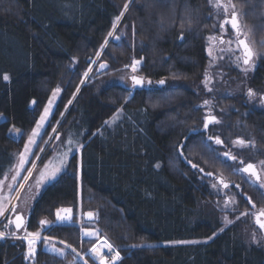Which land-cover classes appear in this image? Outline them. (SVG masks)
Returning a JSON list of instances; mask_svg holds the SVG:
<instances>
[{"label":"trees","instance_id":"obj_1","mask_svg":"<svg viewBox=\"0 0 264 264\" xmlns=\"http://www.w3.org/2000/svg\"><path fill=\"white\" fill-rule=\"evenodd\" d=\"M234 2L264 37V0ZM125 3L0 0V180L14 166L15 151L24 146L51 91L62 85L53 120L74 98L60 128L66 138L75 136L84 143L81 179L74 155L68 168L40 192L28 230L39 228L44 218L54 221L62 206H72L76 213L80 206L97 208L100 228L121 247L123 257L117 264H264V247L248 243L242 221L210 241L169 243L208 238L221 228V214L203 181L216 179L220 168L235 178L232 186L241 188V200L264 206V192L243 180L246 173L234 171L239 165L218 156L217 149L205 141V132L192 131L203 116L196 104L201 90L197 87L209 61L206 37L214 23L209 0H134L121 19V27L135 26L137 44L135 48L127 40L115 44L118 56L111 57L112 66L130 62L134 56L143 58L142 72L169 80L166 89L140 87L130 96L122 85L92 82L76 94L84 65L104 44ZM76 57L80 63L72 67ZM248 79L250 85L264 87V58ZM165 93L170 94L167 99ZM33 99L37 100L34 109ZM120 107L121 120L106 124ZM245 121L264 149V110L250 111ZM12 128L20 129V134L10 132ZM249 162L256 163L253 157ZM75 221L76 216L73 223L55 224L49 232L85 250L94 240L85 239ZM4 225L7 231L13 226L8 220L0 223ZM142 241L159 244L131 247ZM26 251L22 240L0 239V264H30ZM72 256L40 248L35 263L67 264Z\"/></svg>","mask_w":264,"mask_h":264},{"label":"rangeland","instance_id":"obj_2","mask_svg":"<svg viewBox=\"0 0 264 264\" xmlns=\"http://www.w3.org/2000/svg\"><path fill=\"white\" fill-rule=\"evenodd\" d=\"M234 2V0H233ZM235 3V2H234ZM236 4V3H235ZM237 10L242 12V15L240 17L241 23L245 25V31H247L249 28L252 29L251 35L249 37L250 41L252 42V47L259 51L264 53V43H261L264 41V37H259V31L256 30L257 28L254 27L251 23H248L245 20L244 12L240 9V7L236 4ZM122 19V18H121ZM224 15L221 14L219 16L216 15L214 10V23L213 25H216L217 27H212V31L209 35H219L218 32V26L221 21H223ZM121 22V20H120ZM120 22L118 23L116 29H113L111 31L114 32V36H119L121 39L119 41L115 40L114 37H107V40L109 41L107 46L103 49H99L98 52L101 53L99 57L96 56H90L91 61L88 62L86 65H84V71L82 72V81L79 84L77 92L80 90V88L87 84L92 82H98L101 86H109V85H122L130 90V96L133 94L134 90L140 87H133L132 81L130 79L131 75L133 74L131 72V68H125V65H131L132 61L135 60H141L140 58L134 56L130 62H125L121 65L112 66L111 57L116 58L117 50L116 48L118 46H115V44L120 45L126 40L129 41L128 44L132 46V48H135L136 46V32L133 35V28L129 29L125 26L121 27ZM228 32L226 34V38L232 36V30L230 25L227 26ZM208 35V36H209ZM207 36V37H208ZM235 47V45H233ZM239 55V52L236 53ZM210 59V58H209ZM262 58L258 59L256 61V67L254 70L250 71L246 76L233 64H230L229 58L227 55L224 56L222 60H219L216 64L209 67V61L208 65L206 67L208 75L211 77L210 82L207 84V87L204 84L205 80V74L204 79L202 81V85L197 87V91L201 88L199 91L200 99L196 104V108L199 107L203 110V116L202 121L197 126H194L193 129H198V131H203L205 141L209 143V145L213 149H217V154L220 156L223 160L231 161L233 164L244 166L246 162L248 161V158L253 157L256 161V165L258 170H261V163L264 161V149H262L256 141L251 136V132L249 131V128L246 124L245 117L246 115L254 110H264V104H261L260 97L264 96V87L262 88H256L252 85H250V81L248 77L256 70L257 65L259 61ZM103 62L108 63V67L104 70L99 72L100 64ZM80 63V58L76 57L73 60L72 67H76ZM144 63V60L142 59L141 65L138 67L137 73H135L138 76H143L146 78V80H151L153 83L152 85L148 86L145 84L144 87L147 88H163L166 89L167 84L169 83L166 78H163L166 83L164 85H158L156 81H159L161 79H155L147 76L145 73L142 72L141 68ZM91 68V71L88 72V76L85 77L84 73L88 71V69ZM123 77V79H122ZM180 82V81H179ZM59 87L61 91L53 97V91ZM212 89V91H208V89ZM252 88L256 92V97L254 99H249L246 95L247 89ZM63 86L58 85L56 86L50 93V96L48 97V100L42 107L39 117L32 128V130L27 135V140L25 144L28 142L29 136L32 134V131L37 126V122L40 120L41 115L44 113V109L49 106V100L52 99L53 103L51 105V110L48 114L47 119L43 123V127L39 130V135L35 138V144L31 145V153L28 155V163H25L24 168L20 170V175L17 176L16 180L13 182L11 180V177L15 174V165L18 161V154L24 151V146L20 149H17L15 151V157L16 162L14 166L5 174L8 176V180L5 181V185L11 183L13 186V191L11 193H8V195L15 197L19 195V199H12L11 203H8L7 201L6 206L7 208L11 209L13 205L17 206V212H23L24 214L32 209V206L34 205V202L36 201L37 197L39 196L40 192L50 183H46L44 185H41L39 193H37V189L35 187L37 180L40 178L41 172L45 171H51L53 168L59 166L61 160L64 158V154L68 153L67 156V167L62 169V171L57 175V178L68 168L70 161L72 160L74 155H77L78 162H79V168H78V176L81 179L82 174V148L80 145H83L84 143L79 140L78 137L75 136H68L67 138L64 135L63 129L60 128V125L62 124L65 115L71 106L74 98L71 101V103H68L66 105V108L64 112L61 114L60 118L58 120H53L54 113L57 110L59 101L63 95ZM196 89V88H195ZM75 94V95H76ZM166 94V93H165ZM170 96L169 93H167L164 97L167 99ZM75 97V96H74ZM163 97V99H165ZM235 98H238L235 99ZM209 101L208 105H204V101ZM69 101V102H70ZM122 107H120L116 113L109 118L107 121L108 125H114L117 122H119L122 118ZM214 115L216 118L220 121L218 124H209V127L207 129L204 128V120L209 115ZM50 126V128H49ZM211 136L213 137V140L209 141L207 138ZM219 136L220 139L223 141L222 144H216L215 143V137ZM244 139L245 141L252 140L255 142V147H248V148H239L238 146L234 145L232 142L237 139ZM72 140L73 143L69 144L68 141ZM24 144V145H25ZM69 148L72 149V151L69 153ZM229 152L230 155H234L237 157L236 161H232L230 158H225L223 156L224 152ZM248 157V158H247ZM243 161V164L240 163V161ZM174 165V164H173ZM33 169L32 176L27 180L24 181L23 177L26 176L27 169ZM217 176H222L224 180L226 181H234L235 178L232 176H229L227 173H224L225 171L223 169L217 170ZM261 176H264V171H261ZM5 177V176H4ZM4 177L1 179L3 180ZM56 178V179H57ZM202 178V177H201ZM205 178V177H204ZM247 182H250L254 186L259 187V184L255 182V178L249 177V175L244 174V179ZM203 181L209 186L210 192L213 194V202L215 206L217 207L218 211L221 214L222 219V226L220 229L223 228V231L227 229L229 226L225 227L224 223V217L227 216L229 220L232 221H242L245 223L246 231H247V240L249 244L259 245L264 247V231L256 224L255 222V214L260 210L264 209V206L260 207L257 206L256 203H253L252 205H248L246 203V200L244 201V198L242 197V200L240 199L241 194L243 193L241 188L237 189V187L234 186H228V188H224L222 185H220L219 191L217 189H214L211 187L213 183L219 184V182L216 179H203ZM54 182V181H53ZM21 183H24L25 187L24 189L17 193L15 191L16 188L19 187ZM261 189V188H260ZM264 192V189H261ZM5 192H7V189L5 188ZM34 197V198H33ZM229 198H233L235 200L234 204H228L226 206V201H229ZM80 206L78 208L77 213L75 212L74 208L72 206H62L60 208H71L72 209V221L74 222L75 216L77 218L76 224L80 226L83 230L85 227H94L97 229L98 235L96 239L89 243L87 248L85 250H81L65 238L52 235L49 230L55 225V224H62L57 221V216L54 221L49 220L48 218H44L42 220H47L50 222L49 225H40L39 228L36 230H28V232H37L39 231L41 233V240L37 241L35 247H36V254L33 258L27 259L30 264H36V255L40 248L44 250H48V248L43 243V238L48 237L50 238V243H54L57 248H64L65 249V255L61 257H65L67 255H73L72 259H70L67 264H75L78 261L87 262V264H99V261L96 260L93 256V254L90 252V249L97 245L99 242H103V239L106 238L116 249L119 250L121 253V258L123 257V254L121 252V247L117 245L109 234L104 233L102 229L100 228L98 224L100 211L97 208H85ZM87 209V210H86ZM94 211L95 213H98L96 216V220L93 222H88L85 219V212L86 211ZM241 213H249V215L241 216ZM12 215L11 211L5 212L4 216H0V223L3 221H9V217ZM240 217L239 220L236 218ZM264 220V217L261 218ZM66 224V223H65ZM5 225L3 228L0 226V232H6L10 233L15 231L14 226H11L8 231L5 229ZM9 228V227H8ZM216 231L215 236H211L212 239H214L217 235L222 233L220 231ZM83 234V233H82ZM253 234H255L258 243L252 242ZM18 235L23 236L22 232H20ZM128 235V234H127ZM83 236V235H82ZM130 236V235H129ZM5 237L14 238L11 235H7ZM210 239V240H212ZM208 238H200V239H187V240H178V241H171L170 244H178L176 242L180 241H187L189 243L192 242H205L210 241ZM61 241L64 243L61 244ZM27 244V241H24ZM159 244V242L155 241H142L138 243H132L131 247L133 245H143V247L149 245L155 246ZM164 244V243H162ZM67 245H71L70 248L67 247ZM136 248V247H134ZM28 249V245H27ZM75 250V251H73ZM50 252V251H49ZM27 254V251H26ZM54 254V253H53ZM59 256V255H58ZM120 261V260H119ZM118 261V262H119ZM117 262V263H118ZM116 263V264H117Z\"/></svg>","mask_w":264,"mask_h":264},{"label":"snow or ice","instance_id":"obj_3","mask_svg":"<svg viewBox=\"0 0 264 264\" xmlns=\"http://www.w3.org/2000/svg\"><path fill=\"white\" fill-rule=\"evenodd\" d=\"M134 0H126V3L124 4L123 10L120 12V15L116 17L115 21L113 22V29H116L118 23L120 22L121 18L125 15V13L128 11L129 4L133 3ZM210 6L215 10V13L217 16L223 14L224 19L219 23L218 26V32L219 35H209L206 37V43H207V54L209 56V67L216 64L219 60H222L225 55L228 56L230 64L235 65L245 76L254 68L256 67V61L260 58H264V53L259 52L255 50L252 47V42L250 41L249 37L251 35L252 29H248L245 31V25L241 23L240 17L242 15V12L237 10L236 4L233 2V0H209ZM225 25H230L232 30V36L226 38V34L228 32V28L225 27ZM183 27V25H182ZM214 28H216V25H213ZM135 34V26L133 25V35ZM109 37H114L115 40L119 41L121 37L114 36L113 31H109L107 34ZM183 33H181L180 39L183 40ZM107 38L105 39L104 44L101 45V49L105 48L108 44ZM261 43H264L262 41ZM235 45V47H233ZM239 52V55L236 53ZM101 55L100 52L96 53V56L99 57ZM141 60H133L131 65H125V68H131V72L133 73L130 77L132 81V86L135 87H143L145 84L151 85L153 82L151 80H146L143 76H138L135 73L138 71V67L142 63ZM101 68L107 67V64H100ZM91 71V68L88 69L84 73V76H88V72ZM3 79L5 81L9 80V76L5 74L3 76ZM123 79V77H122ZM211 77L208 75L207 70L205 71V80L204 84L207 87V84L210 82ZM83 83V81H82ZM158 85H164L166 81L164 79H161L159 81H156ZM61 89L57 87L53 91V97H55ZM208 91H212V89H208ZM247 97L249 99H254L256 97V92L252 88L247 89L246 93ZM261 104H264V96L260 97ZM35 103V101H33ZM53 103V100H49V106L44 109V113L41 115L40 120L37 122L36 128L33 129L32 134L28 138V142L24 145V151L18 154V161L15 165V174L11 177V180L14 182L17 178V176L20 175V170L24 168L25 163H28V155L31 153V145L35 144V138L39 135L40 128L43 127L44 121L47 119L48 114L51 110V105ZM71 103V101L69 102ZM209 101L205 100L204 105H208ZM155 106V105H154ZM105 123H108V121H105ZM220 121L216 118V116L209 114L205 120H204V128L207 129L209 127V124H218ZM193 132H196L197 129H192ZM10 132H12L15 135L20 134L21 130L12 128L10 129ZM209 141L213 140V137L209 136L207 138ZM69 144H72L73 141L70 139L68 141ZM215 143L216 144H222L223 141L220 139L219 136L215 137ZM234 145L238 146L239 148H248V147H255V142L252 140L245 141L244 139H237L232 142ZM80 147H83V145H80ZM72 151L71 148H69V153ZM182 155V153H181ZM67 156L68 153L64 154V158L61 160L59 166L53 168L51 171H45L41 172L40 178L36 182V189L37 193H39L41 185H44L46 183H50L56 180L57 175L62 171V169L67 167ZM223 156L225 158H230L232 161H236L237 157L234 155H230L229 152H224ZM187 159V158H185ZM188 163L192 166V168L197 169L199 172L204 173L203 168H198V165L192 164L191 160H188ZM241 164H243V161H240ZM261 163V170H257L256 166L252 163H249L245 165L242 168H235L234 171H240L243 173H246L249 175V177L255 178V182L259 184V187L261 189H264V176H261V171H264V161ZM156 168L160 167V164L157 163L155 165ZM27 175L23 177L24 181H27L31 176L33 169H27ZM207 177H211L212 173H205L204 174ZM8 180V176L5 175L3 180H0V216H4L5 212L11 211L14 213H17L15 216V219L9 218V224L14 225L16 231L6 233V232H0V239L5 238L7 235H11L15 239H19L22 241H27L28 249L27 254L25 256V259H31L36 254V243L37 241L41 240V233L39 231L37 232H28L27 231V224L25 221V218L22 214L17 212V206L13 205L11 209L7 208L6 201L8 203H11L12 199H19V195L12 197L8 195V193H11L13 191V186L11 183L5 185V181ZM220 185H222L224 188H228V183L224 181L222 177L219 178V184L213 183L211 185L212 188L217 189L219 191ZM25 185L24 183H21L18 188L15 189L17 193L21 192L24 189ZM236 187H239V185H236ZM5 188L7 189V192H5ZM34 198V197H33ZM250 199V198H249ZM234 204L235 200L233 198H229V201H226V206L228 204ZM90 220L93 219L95 216L98 215V213L94 212H87L85 214ZM249 215V213H241V216ZM57 221L64 224V223H71L72 221V209L71 208H59L56 211ZM261 217H264V209H260L257 214H255V222L259 225L261 229H264V220L261 219ZM237 220L240 219V217L236 218ZM224 223L225 227L229 225H233L235 221L229 220L227 216L224 217ZM40 224L42 225H49L50 222L47 220H41ZM8 225H5L7 227ZM23 230L25 235L20 236L17 233ZM220 231H223V228L220 229ZM84 234L88 237H94L98 235V232L95 230H85ZM216 233H213V236H215ZM208 239H212V237H208ZM252 242L258 243L255 234H253ZM43 243L48 248V250L56 255L64 256L65 255V249L64 248H57L54 243H50V238L44 237ZM64 242L61 241V244ZM176 243H189L187 241H180ZM198 243V242H196ZM150 247L152 245H149ZM68 248L71 247V245H67ZM132 247H143V245H133ZM103 249H107L109 252L114 253L111 258L109 259L103 254ZM75 251V250H73ZM90 252L93 254L94 258L99 261V264H115L116 261L121 260L120 253L118 250L114 248V246L106 239H103V243L99 246L94 245ZM87 264V262H85Z\"/></svg>","mask_w":264,"mask_h":264},{"label":"water","instance_id":"obj_4","mask_svg":"<svg viewBox=\"0 0 264 264\" xmlns=\"http://www.w3.org/2000/svg\"><path fill=\"white\" fill-rule=\"evenodd\" d=\"M91 61V58H89V62ZM104 64H107V67H108V63L107 62H103ZM107 67H105V68H101V67H99V72H101V71H104ZM139 87V86H138ZM144 87V86H143ZM33 101H35V103H33ZM36 104H37V100L36 99H33L32 100V102H31V105H30V107L32 108V109H34L35 108V106H36ZM249 163H252V164H254L255 166H256V168H257V165H256V163H253V162H249ZM249 163H247V164H249ZM247 164H245V165H247ZM244 165V166H245ZM244 166H242V167H244ZM257 170H258V168H257ZM212 176H215L214 174L212 175ZM220 177H222V176H215V178H216V180L219 182V178ZM223 178V177H222ZM224 179V178H223ZM226 183H228V185L229 186H232L233 185V182H231V181H226V180H224ZM91 211V210H90ZM87 212H89V211H86L85 212V214L87 213ZM91 212H94V211H91ZM20 214H22L23 216H24V218H25V221H26V224H27V226H28V222H29V219H30V215H31V212L30 213H28V214H24L23 212H19ZM95 213V212H94ZM258 213V212H257ZM256 213V214H257ZM16 214L17 213H14V212H12V215L9 217V218H11V219H15V216H16ZM262 218V217H261ZM85 219H86V221H88V222H93V221H95L96 220V216L93 218V219H89L86 215H85ZM257 224V223H256ZM258 225V224H257ZM14 226V225H13ZM259 226V225H258ZM15 228V227H14ZM85 230H89V231H91V230H95V231H97V229L96 228H94V227H85V228H83V230H82V233H83V237L85 238V239H89V240H95L96 239V237L97 236H94V237H88V236H86L85 234H84V232H85ZM263 231H264V229H262ZM15 231H16V229H15ZM27 231H28V227H27ZM20 232H22V234H24L25 235V233H24V231L23 230H20L17 234H19Z\"/></svg>","mask_w":264,"mask_h":264},{"label":"built area","instance_id":"obj_5","mask_svg":"<svg viewBox=\"0 0 264 264\" xmlns=\"http://www.w3.org/2000/svg\"><path fill=\"white\" fill-rule=\"evenodd\" d=\"M115 248V247H114ZM116 249V248H115ZM118 250V249H116ZM119 251V250H118ZM120 253V252H119ZM103 254L108 257L109 259L111 258V256L114 254V253H111L109 252L107 249L103 251ZM120 257H121V253H120ZM118 261L115 262V264L117 263Z\"/></svg>","mask_w":264,"mask_h":264},{"label":"flooded vegetation","instance_id":"obj_6","mask_svg":"<svg viewBox=\"0 0 264 264\" xmlns=\"http://www.w3.org/2000/svg\"><path fill=\"white\" fill-rule=\"evenodd\" d=\"M227 26H228V25H225L226 28H227ZM151 85H152V84H151ZM151 85H150V86H151ZM148 86H149V85H148ZM17 206H18V205H17ZM32 207H33V206H32ZM31 210H32V209H31ZM31 210H29V211L27 212V214L30 213ZM25 214H26V213H25ZM8 222H9V221H8Z\"/></svg>","mask_w":264,"mask_h":264},{"label":"bare ground","instance_id":"obj_7","mask_svg":"<svg viewBox=\"0 0 264 264\" xmlns=\"http://www.w3.org/2000/svg\"><path fill=\"white\" fill-rule=\"evenodd\" d=\"M103 242H99L96 246H99L100 244H102ZM106 250V249H103V251Z\"/></svg>","mask_w":264,"mask_h":264},{"label":"crops","instance_id":"obj_8","mask_svg":"<svg viewBox=\"0 0 264 264\" xmlns=\"http://www.w3.org/2000/svg\"><path fill=\"white\" fill-rule=\"evenodd\" d=\"M5 215V214H4Z\"/></svg>","mask_w":264,"mask_h":264}]
</instances>
